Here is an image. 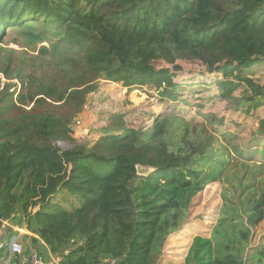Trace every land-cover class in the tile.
I'll list each match as a JSON object with an SVG mask.
<instances>
[{
  "label": "trees",
  "instance_id": "trees-1",
  "mask_svg": "<svg viewBox=\"0 0 264 264\" xmlns=\"http://www.w3.org/2000/svg\"><path fill=\"white\" fill-rule=\"evenodd\" d=\"M8 27L61 31L71 49L55 64L65 87L42 84L29 103L19 93L16 119L6 118L14 93L0 102V226L25 219L61 264H158L169 235L183 228L194 199L215 179L196 169L211 160L214 136L203 129L206 143H199L202 134L187 141L190 121L169 127L174 115H160L150 131L128 128L118 115L87 149L75 145L74 120L102 79L150 84L177 102L174 73L152 65L160 59L198 61L223 74L220 97L251 115L264 106V84L246 73L264 61V0H0V36ZM37 96L38 106L55 105L27 109ZM258 132L264 138V122ZM138 166L155 171L140 176ZM61 190L83 204L50 206ZM263 220L264 195L247 221L255 227ZM218 242L195 238L186 264H264V244L244 257L222 253Z\"/></svg>",
  "mask_w": 264,
  "mask_h": 264
},
{
  "label": "rangeland",
  "instance_id": "rangeland-1",
  "mask_svg": "<svg viewBox=\"0 0 264 264\" xmlns=\"http://www.w3.org/2000/svg\"><path fill=\"white\" fill-rule=\"evenodd\" d=\"M64 37L61 31L55 30L41 34L38 30L4 29L0 36V102L5 100L7 93H14V102L6 106V118L16 119L21 115L20 104L16 101L19 93L25 94L24 101L29 103L35 93L41 91L42 84L59 88L66 86L65 82H58L55 69V64L58 65L71 49L68 38ZM152 65L157 70L169 69L174 73V81L181 86L179 100H163L150 84L127 87L124 82L99 80L98 89L88 95L84 110L74 120L75 145L91 149L105 135L110 121L120 114L126 127L146 131L152 129L160 115L178 117L176 122L168 124L172 128L183 127L185 121H190L186 138L191 142L202 134L203 129H207L215 138L209 152L211 160L196 166V169L201 168L202 174H211L215 179L194 199L187 221L195 215L197 219L205 218L211 222L209 234L218 237L222 253L252 256L254 248L264 244V220L255 227L247 221L254 204L264 195V146L257 144L264 142L258 132L264 122V106L249 116L237 112L235 104L220 97L217 83L223 80V74L209 73L198 61L176 60L171 64L160 59L153 61ZM174 66H180L181 70L174 71ZM21 68L24 72L19 78ZM246 73L263 85L264 61ZM29 74L35 78L26 79ZM241 90L243 88L234 95L242 98ZM39 98L42 96L35 97L27 109L36 107L38 111H46L50 105H55L49 102V106H38ZM87 109L92 116L90 129L93 135L89 133L83 138L78 126H82ZM94 128L102 130L103 135L95 134ZM181 136L173 133L175 138ZM206 141L205 134H202L199 143ZM82 204L80 198L61 190L53 197L50 206L74 210Z\"/></svg>",
  "mask_w": 264,
  "mask_h": 264
},
{
  "label": "crops",
  "instance_id": "crops-1",
  "mask_svg": "<svg viewBox=\"0 0 264 264\" xmlns=\"http://www.w3.org/2000/svg\"><path fill=\"white\" fill-rule=\"evenodd\" d=\"M138 94L141 93L139 92ZM83 117L82 126H78V128L82 131L83 138H85V135L89 136V133L90 136L93 135V133H91L93 130L90 129L91 125H93L90 110L87 109L84 111ZM95 130L94 133L97 135L99 134V137L103 135L102 130ZM73 132V136H75L76 128L75 130L73 128ZM37 210L38 209L34 212ZM211 225L212 223L206 221L205 218L203 220L200 218L197 219L195 215H193L181 230L169 235L158 264H186V259L195 238H211V234H209L211 231L209 226ZM207 230H209V232ZM0 232L2 234L0 264H26L25 258L35 253L40 254L49 263L59 262L61 264V258L58 255H54L50 247L40 236L28 228L25 219L20 220L19 217L14 216L10 220L1 221ZM16 243L23 246V255H18L12 251V246ZM108 263L112 264L110 262Z\"/></svg>",
  "mask_w": 264,
  "mask_h": 264
},
{
  "label": "built area",
  "instance_id": "built-area-1",
  "mask_svg": "<svg viewBox=\"0 0 264 264\" xmlns=\"http://www.w3.org/2000/svg\"><path fill=\"white\" fill-rule=\"evenodd\" d=\"M2 245V234L0 232V246ZM12 251L18 255H23V246L19 243H16L12 246ZM26 264H60L59 262L49 263L46 261L40 254L35 253L30 257L25 258Z\"/></svg>",
  "mask_w": 264,
  "mask_h": 264
},
{
  "label": "water",
  "instance_id": "water-1",
  "mask_svg": "<svg viewBox=\"0 0 264 264\" xmlns=\"http://www.w3.org/2000/svg\"><path fill=\"white\" fill-rule=\"evenodd\" d=\"M63 149H67L69 146L68 145H60ZM154 168H149V167H143V166H138L137 167V172L140 176H148L152 172H154Z\"/></svg>",
  "mask_w": 264,
  "mask_h": 264
}]
</instances>
